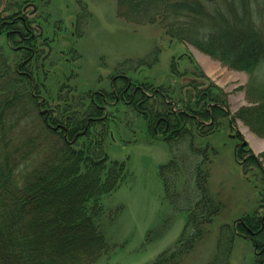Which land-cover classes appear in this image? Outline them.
<instances>
[{"label":"trees","instance_id":"16d2710c","mask_svg":"<svg viewBox=\"0 0 264 264\" xmlns=\"http://www.w3.org/2000/svg\"><path fill=\"white\" fill-rule=\"evenodd\" d=\"M116 10L126 23L158 25L170 41L188 45L248 77L243 94L249 106L233 117L222 93L198 83L204 79L201 74L187 85L186 102L169 100L168 90H151L124 75L114 78L113 88L118 95L124 92L123 101L128 103L120 100L118 105L136 113L144 130L160 135L173 149V159L159 169L165 193L162 204L178 210L185 222L173 247L150 264H183L208 239V227L220 210L207 192L206 151L193 146V137L210 136L221 120L233 128L236 119L252 135L264 138V0H116ZM11 21L0 19V36L4 37L0 45V264H95L111 248L105 227L113 216L103 200L128 175L127 164L111 161L106 152L112 141L111 117L94 106L87 111L82 105L79 108L84 112H68V107L63 113L57 112L58 107L42 115L34 112L45 108L48 101L37 97L40 77L34 80L31 73L37 71L42 52L36 41L41 38L27 34L25 28L30 25L25 20ZM17 24L22 26L20 32L13 31ZM5 52L20 55L19 62L11 66ZM170 66L177 77V67ZM136 87L142 88V94L136 92L130 102ZM148 93H154L152 100L145 98ZM105 98L113 102L111 94ZM93 101L103 105L100 97ZM165 102L181 105L184 112H169ZM235 136L243 142L240 134ZM246 148L238 147L243 153L244 175L257 171L262 187L257 210L241 217L234 227H221L215 251L204 264H229L234 237L251 242L258 257L255 264H264V220L257 216L258 210L264 212L260 166L264 153L258 159ZM190 158L195 166H189ZM181 177L186 181L182 195L176 190ZM187 180L193 185L191 194Z\"/></svg>","mask_w":264,"mask_h":264},{"label":"rangeland","instance_id":"374dc122","mask_svg":"<svg viewBox=\"0 0 264 264\" xmlns=\"http://www.w3.org/2000/svg\"><path fill=\"white\" fill-rule=\"evenodd\" d=\"M0 19H24L32 38L39 37L38 27L42 30L41 39L36 41L42 55L37 71L32 65L31 73L34 80L40 77L37 97L48 101L45 108L34 112L42 114L56 107L57 112L64 107L68 112H84L80 105L88 107L89 99L97 93L111 94L110 84L120 75L151 90H168L169 100L186 102L190 91L187 85L201 74L205 80L197 78L198 83L222 93L230 117L249 106L243 94L248 80L245 74L216 63L188 45L170 41L158 25L126 23L117 16L116 0H0ZM21 30L17 24L13 31ZM3 42L0 36L1 46ZM6 55L11 66L19 62L20 55ZM188 59H192L190 63ZM170 65L177 67V77L171 74ZM155 102L160 104L157 99ZM180 106L176 108L181 110ZM210 107H206L208 112ZM104 113L111 117L108 128L112 141L106 152L111 161L127 164L128 175L119 189L103 200L113 216L112 223L105 227L111 248L95 264H150L173 247L185 222L178 210L171 211L162 204L165 193L159 169L173 159V149L161 141L160 135L144 130V122L131 110L118 105L115 109L106 107ZM233 124L235 128H230L221 120L210 136L193 137V146L206 151L207 192L220 204V210L208 227V239L199 243L183 264H204L215 251L221 227L231 228L241 217L252 216L257 210L260 177L257 171L244 175L243 153L235 149L240 144L235 135L240 134L246 150L258 159L264 153V138L252 135L239 120ZM192 160L189 166H195ZM260 164L264 173V163ZM183 179L176 188L180 195L186 186ZM187 182L191 194L193 185ZM262 215L258 210L257 216ZM257 258L251 242L233 238L229 264H255Z\"/></svg>","mask_w":264,"mask_h":264},{"label":"flooded vegetation","instance_id":"af4514ba","mask_svg":"<svg viewBox=\"0 0 264 264\" xmlns=\"http://www.w3.org/2000/svg\"><path fill=\"white\" fill-rule=\"evenodd\" d=\"M33 11L35 12L36 11V8H34L33 9ZM21 20H23L24 21V19H21ZM14 22V21H13ZM12 22V23H13ZM26 27V26H25ZM29 28L30 27H28V28H25V30L27 31V34L28 33H30L28 30H29ZM39 28V31H40V35H39V37H41L42 36V30H41V28L40 27H38ZM10 33H12V32H10ZM10 33H7V36H9L10 35ZM31 37H32V35H31ZM26 50H28V52L30 51L29 49H26ZM113 81H115L114 79H113ZM113 82H111V84H110V93H111V95H112V98H113V102L112 103H110V102H108L107 100H105L106 98H105V96L106 95H103V94H100V93H97V94H95V95H92L91 96V98L89 99V103H90V105H89V107H87V109H89L91 106H94L95 107V110L96 111H100V112H104V110H106V107H112V108H114L115 109V107H117L118 106V104H120V102L121 101H123V96H122V94L124 93V92H122L121 94H119L118 95V92L116 91V89L115 88H113ZM136 92H139V94H142V88L141 87H136L134 90H133V92H132V94L130 95V102H132L133 101V99H134V96H135V93ZM155 94H156V92H154ZM154 93L153 94H151V95H148V94H145V98H147V99H151L152 100V98H153V95H154ZM109 95V94H108ZM107 95V96H108ZM95 97H100L101 98V100H102V104L103 105H96L95 103H94V99H95ZM121 100V101H120ZM129 102V103H130ZM166 103V106L167 105H169L170 107H169V112H176V111H178V112H184V111H182V110H179V109H177L176 108V105L175 104H173L172 102H165ZM121 104H124V105H128V103H126V102H122ZM87 111H91L90 109L89 110H87ZM45 112H48V111H45ZM259 218H261L262 220H264V212H263V215L261 216V217H259Z\"/></svg>","mask_w":264,"mask_h":264},{"label":"water","instance_id":"95a60500","mask_svg":"<svg viewBox=\"0 0 264 264\" xmlns=\"http://www.w3.org/2000/svg\"><path fill=\"white\" fill-rule=\"evenodd\" d=\"M39 113H40V115H42L41 112H39ZM233 128H235V126H233ZM245 145H246V143L243 141L242 143H240L239 145H237L235 149H237V148L240 147V146H245ZM237 222H239V221H236V222L233 224V227L236 225Z\"/></svg>","mask_w":264,"mask_h":264}]
</instances>
